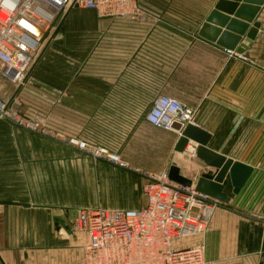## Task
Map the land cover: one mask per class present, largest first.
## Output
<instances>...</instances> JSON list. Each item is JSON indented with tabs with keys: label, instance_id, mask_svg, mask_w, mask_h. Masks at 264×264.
<instances>
[{
	"label": "crops",
	"instance_id": "crops-1",
	"mask_svg": "<svg viewBox=\"0 0 264 264\" xmlns=\"http://www.w3.org/2000/svg\"><path fill=\"white\" fill-rule=\"evenodd\" d=\"M137 1L147 11L138 22L69 11L53 35L51 61L41 57L31 72L58 101L53 130L111 153L127 148L116 155L132 169L35 139L0 118V202L13 203L0 205V264H80L86 239L72 231L78 209H141L145 174L171 166L193 182L217 173L191 151L172 157L171 141L156 145L164 131L145 116L160 96L195 110L207 149L250 168L237 192L225 175L226 201L211 198L217 208L205 231L185 245H201L206 263L264 264V2L254 39H241L240 61L220 36L200 35L218 0Z\"/></svg>",
	"mask_w": 264,
	"mask_h": 264
},
{
	"label": "built area",
	"instance_id": "built-area-1",
	"mask_svg": "<svg viewBox=\"0 0 264 264\" xmlns=\"http://www.w3.org/2000/svg\"><path fill=\"white\" fill-rule=\"evenodd\" d=\"M92 10L101 18L145 19L147 11L137 0H0V118L35 134H46L40 116L21 120L16 116L12 91L23 88L38 57L43 38L58 30L73 10ZM230 58L244 61L242 54L226 50ZM64 91L56 95L65 96ZM195 110L178 100L160 96L145 121L153 128L176 134L196 126ZM174 126L179 128L176 130ZM53 139L90 156L127 168L118 156L76 138ZM185 150L194 155L189 142ZM189 186L171 181L168 172L145 174L141 191L146 205L138 210L81 208L72 222L73 233L83 234L80 264H213L203 260L201 245L185 241L203 234L217 202Z\"/></svg>",
	"mask_w": 264,
	"mask_h": 264
},
{
	"label": "water",
	"instance_id": "water-1",
	"mask_svg": "<svg viewBox=\"0 0 264 264\" xmlns=\"http://www.w3.org/2000/svg\"><path fill=\"white\" fill-rule=\"evenodd\" d=\"M263 2L264 0H218L204 21L200 35L210 42H215L220 36L219 45L226 50L234 51L235 49L237 53L242 54L245 47L240 44L241 39H244L245 42H251L254 39L259 28V24L254 22V19ZM250 24L253 26L249 29ZM174 127L176 130L179 128L178 126ZM208 139V134L202 129L188 125L178 138L175 151L182 153L189 142L195 144V156L205 166L217 171L214 176L211 173L200 176L195 183V189L212 199L223 202L226 201V196L222 193L223 188L227 185V181L224 180L225 175H229L230 183L234 191L237 192L246 180L250 168L237 162L225 160L224 157L207 149ZM168 178L182 185L189 186L191 184V181L179 175V169L175 166L170 167ZM11 204L13 203L0 202V205Z\"/></svg>",
	"mask_w": 264,
	"mask_h": 264
},
{
	"label": "rangeland",
	"instance_id": "rangeland-1",
	"mask_svg": "<svg viewBox=\"0 0 264 264\" xmlns=\"http://www.w3.org/2000/svg\"><path fill=\"white\" fill-rule=\"evenodd\" d=\"M55 33H56V31L50 32L49 34L45 35V37L43 38L41 48H40L39 52H37V57H38L37 62L40 60L41 57L46 58L47 61H51V57H52L51 45H52V38H53V35H55ZM37 62H36V64H37ZM47 64H51V63L48 62ZM50 66L51 65H49V67ZM34 67L35 66L32 67L31 72L34 71ZM31 72L29 74V78H28L25 86L23 88H21L20 90L11 92L12 93L11 96L15 100L14 105H13V110H14L16 116H18L21 120H27L28 121V120H31L34 116H40V118L44 122V131L46 132V134L41 135V134L31 133L30 131L25 130L23 127L19 126L18 124H14L13 122H10L9 120H8V122H10L11 125L13 127H15L17 130L24 132V133H27L28 135L30 134L29 136H32L35 139H39V140H42L44 142L58 144L61 147H64L65 144L62 141L57 140V139L55 140L52 138V136L53 137L60 136L61 138H72V137H69L65 134L58 133L57 131L53 130V128L51 126V117H50L51 109H52L53 105L58 103V101L52 96L51 87H49L45 83L41 82L40 79H37L36 77H34L35 75L31 76ZM177 140H178V137L176 136V134H169L166 132L165 133L164 132H157L156 133V145L157 146H161V144H164V143L168 144L171 141V143H172L171 144L172 157L177 156V154H181V153H178L175 151L176 144L174 145V142H177ZM194 146H195V144H194ZM123 149L127 150V148H122V149L113 148L114 152L113 151L112 152L116 154L117 150L122 151ZM65 150H69V149L66 148ZM69 151H71V150H69ZM184 151H185V149H184ZM44 153H45L44 155H47V154L51 155V149H44ZM60 153H61L60 154L61 156L65 155L62 152V150L60 151ZM117 156H118L120 162L125 164V161L123 160L124 158L121 157V155L119 153L117 154ZM194 156H195V152H194ZM88 157L91 158L90 156H88ZM194 158L198 159L197 156H195ZM91 159L97 160V159H93V158H91ZM114 165H116V164H114ZM116 166L120 169H123V170L124 169H132L131 167H129L127 165H126L127 168L120 167L119 165H116ZM133 172H137V171L135 169H133Z\"/></svg>",
	"mask_w": 264,
	"mask_h": 264
}]
</instances>
